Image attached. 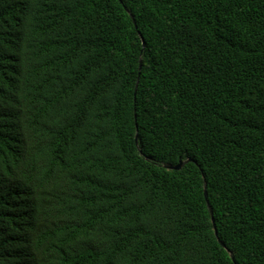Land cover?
I'll return each instance as SVG.
<instances>
[{
  "label": "trees",
  "instance_id": "trees-1",
  "mask_svg": "<svg viewBox=\"0 0 264 264\" xmlns=\"http://www.w3.org/2000/svg\"><path fill=\"white\" fill-rule=\"evenodd\" d=\"M0 264H264V0H0Z\"/></svg>",
  "mask_w": 264,
  "mask_h": 264
},
{
  "label": "water",
  "instance_id": "water-1",
  "mask_svg": "<svg viewBox=\"0 0 264 264\" xmlns=\"http://www.w3.org/2000/svg\"><path fill=\"white\" fill-rule=\"evenodd\" d=\"M190 160V158H187V159H180L178 160L177 163H174V164H171V163H163V166L166 167V168H173V169H178L180 168L186 161ZM204 195L206 197V191L204 190ZM210 213H211V210H210ZM211 219H212V222H213V217L211 216ZM213 226H214V231L216 233V228H215V225L213 223ZM221 244L224 246V244L221 242ZM231 257H232V254H230Z\"/></svg>",
  "mask_w": 264,
  "mask_h": 264
}]
</instances>
